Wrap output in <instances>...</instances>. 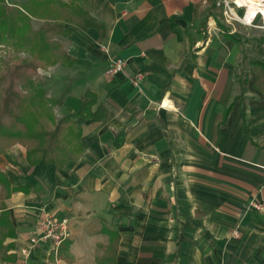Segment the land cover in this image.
I'll return each instance as SVG.
<instances>
[{"label": "crops", "instance_id": "1", "mask_svg": "<svg viewBox=\"0 0 264 264\" xmlns=\"http://www.w3.org/2000/svg\"><path fill=\"white\" fill-rule=\"evenodd\" d=\"M203 2L88 0L106 34L67 24L60 39L74 62L39 73L62 101L57 117L83 127V153L60 168L31 165L21 143L1 154L11 185L32 186L0 196V224L6 214L15 230L0 264H101L114 232L116 264H264V212L248 207L264 200L263 95L246 91L248 134L236 100L242 47L205 28ZM111 56L127 62L116 75ZM88 90L104 119L82 115ZM42 209L69 219L57 250L40 237Z\"/></svg>", "mask_w": 264, "mask_h": 264}, {"label": "trees", "instance_id": "2", "mask_svg": "<svg viewBox=\"0 0 264 264\" xmlns=\"http://www.w3.org/2000/svg\"><path fill=\"white\" fill-rule=\"evenodd\" d=\"M207 1L210 3L208 15L214 16L217 0ZM33 18L42 19V25L35 28ZM68 23L83 29L96 27L100 39L106 34V26L90 13L88 0H27L15 4L0 0V48L4 47L6 52L10 48V52L13 50L25 54L8 62L0 56V156L7 148L21 143L26 147L27 159L31 165L46 162L60 168L70 159L81 157L84 149L81 141L83 127L74 120L72 114L57 117L55 107L62 101L50 97L43 80L39 78L40 68L58 63L69 66L74 62L60 39L72 32ZM221 30L239 43L245 61L248 56L245 40L228 29ZM258 41L255 40V43L259 47L263 45L264 41ZM240 69L241 66L237 79L241 92L236 100L243 101L244 121L250 134L246 119L248 106L245 103L247 75H254L253 87L263 95L264 100V60L250 59L249 69L245 74ZM243 74L246 75L245 78ZM82 101L83 116L105 118L106 110L103 107L93 111L97 101L93 91L88 90ZM229 110L230 107L227 113ZM31 186L29 182L20 187L12 186L6 173L0 169L1 197H9L16 190L27 192ZM0 226V242L8 235H15L6 214L3 215ZM118 238L117 232L112 233V242L106 254L98 258L101 264H116Z\"/></svg>", "mask_w": 264, "mask_h": 264}, {"label": "rangeland", "instance_id": "3", "mask_svg": "<svg viewBox=\"0 0 264 264\" xmlns=\"http://www.w3.org/2000/svg\"><path fill=\"white\" fill-rule=\"evenodd\" d=\"M201 8L202 9L200 15L202 18H206V22L204 23L206 29L208 28L212 31L214 29L217 30V28L219 27L225 28L245 40V46L248 56L245 61L242 59V63L239 64V66H241L240 70L243 71L244 74L249 69L250 59L256 58L264 60V17L261 14H258L257 17H255V19L253 20V22H246V20H243L244 14L246 12V6H239L236 0H217L216 9L213 10L214 16L211 17L208 15L210 9L209 1L204 0ZM255 40H261L263 42V45L259 47L255 43ZM3 48H0V56H2V60H4L5 62L13 60V58L16 56L23 57L25 55L21 52L17 53L13 50H11L10 52V48H8V52H6L7 49ZM244 74L243 78L246 77V75ZM247 77L248 84L246 91L250 90V87H253V83L255 80V77L252 73L247 75ZM39 78H41L40 73ZM252 89L255 88L253 87ZM237 91L240 92V89L238 88ZM246 96L247 92H245V97Z\"/></svg>", "mask_w": 264, "mask_h": 264}, {"label": "built area", "instance_id": "4", "mask_svg": "<svg viewBox=\"0 0 264 264\" xmlns=\"http://www.w3.org/2000/svg\"><path fill=\"white\" fill-rule=\"evenodd\" d=\"M127 65L126 59L121 56H111L108 58L107 72L110 75H116L125 69ZM134 83L138 84L142 82V74H136L131 78ZM249 208L257 212H264V200L258 198H253L250 200ZM38 219V230L42 240L48 241L51 243L53 248L57 250L61 244L68 238L70 235L69 230V219L68 218H57L54 215L46 212L44 209L41 210ZM22 252L25 254L29 253V250L26 248L22 249Z\"/></svg>", "mask_w": 264, "mask_h": 264}, {"label": "bare ground", "instance_id": "5", "mask_svg": "<svg viewBox=\"0 0 264 264\" xmlns=\"http://www.w3.org/2000/svg\"><path fill=\"white\" fill-rule=\"evenodd\" d=\"M239 6H246L244 19L246 22H253L258 14L264 17V0H236Z\"/></svg>", "mask_w": 264, "mask_h": 264}]
</instances>
